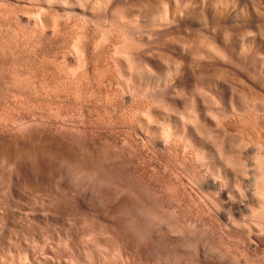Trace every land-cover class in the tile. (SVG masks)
Masks as SVG:
<instances>
[{
  "label": "rangeland",
  "instance_id": "obj_1",
  "mask_svg": "<svg viewBox=\"0 0 264 264\" xmlns=\"http://www.w3.org/2000/svg\"><path fill=\"white\" fill-rule=\"evenodd\" d=\"M139 1L138 0H111L110 2L109 0H98V1L97 0H84V1L82 0H52V5H50L51 10L48 13L50 16L48 17H50L49 20L51 22L53 21L55 23L56 21L57 23H60V29L58 28L59 29L58 33L52 34V32L54 31L53 29L54 27H50L53 30L52 29L49 30V35L46 37L44 36L41 39L37 36V34H35L36 36L33 34L34 33L33 30L31 31L32 28L28 26L25 27L26 24L22 23V17H23V14L25 15L27 11L35 15L38 9L40 8V4L46 3L45 0H39V1L32 0L31 2L30 1L27 2L25 0H0V22H1L0 23L1 24L0 25V43L3 44L1 42L2 40L4 42V45H3L4 47L1 46L0 44V131L16 129L17 127H21L25 125L28 126L33 123H35V125L33 124L31 126L33 127L35 126L36 127L35 129L37 130L38 133L40 131L41 132L44 131L45 130L44 128H46V131H47V132L45 131L46 134L45 133L43 134L44 137L43 136L40 137V143L37 140L39 138L36 139V141L39 143L37 145L35 144L36 142L35 140L33 141L31 140L30 142L28 141L30 144H28V142L26 141L25 142L18 141L20 145H17V148H19L17 149L16 147L14 148V146H16V143H15L13 148L15 149L14 151H17V153L15 155V152L12 150L10 154L11 155L13 154L16 157L15 158L12 155L13 159H15L17 163L14 162L12 158H10L11 156L9 157L5 155L6 153L4 154L0 151L1 154H4V156L9 157V158L5 157L7 159V161H5L6 159L0 154V198H3V199H0L2 200V203L0 201V204L4 205L2 207L0 205L1 207L0 208L1 210L0 211V264H51V263H54V264H101V262H103L102 264H117V263L123 264L124 259H125L124 264H126L127 254H125L126 253L125 250L127 249H124V251H122L124 252L122 255L120 252L121 250H123L121 248H127V244H125L126 238L130 239L129 235L132 236V234L135 233V231L139 229L137 228L138 219L140 218V221H143L141 217L136 218L138 214L143 216V219L146 224L145 226L146 229L144 227L143 232H142V235H143L142 238L143 240L145 239L143 243L149 245V243L153 241L152 243H154L156 246L154 245L155 247L152 249L151 255L147 257L148 260L147 258H144L146 260L142 259L141 263H140V260H137L138 262L136 264L138 263L139 264H198V262H196L197 259L194 254L195 251H194V246H193L194 245L193 243L197 241L198 242L200 241L202 243H205L206 241V244L207 242L208 243L210 242L209 246L210 247L212 246L214 250L215 249L221 250L220 252H223V254H225L226 256L229 254L227 256L228 259L230 260V262L228 260L229 262L228 264L232 262H234V264H238V263L239 264H264V245L259 243V237L257 238V235L258 236H261V235H260V232L257 231L254 225L256 223L257 218L251 216L252 215L251 211L242 209L243 211H239L237 213L232 211L231 213L229 206L221 204L218 201L213 200L216 196V195L213 196L214 192L210 191L211 194L208 192H204V191L202 192L204 196H205V193H207L208 196L210 197L212 196L211 198L209 197L210 200L207 201L208 197L205 196L207 197V199L206 198L204 199V196L201 194V190L198 189L199 187L197 188V191H196V188H193V190L196 193L192 190L193 186H191V184L188 183L187 180L190 179V177L194 173L193 172L194 166L192 164L193 161H191L192 160L191 158L188 159V157L186 158L183 157L182 153L178 149L179 146L181 145V139H180L181 136L180 138L177 137V140L175 137V142L176 141L177 142L175 143V145H172L171 146L172 148L166 152L165 151L155 152L154 148L152 150L153 145L151 144L150 146V144H148L146 145V147L147 146L148 147L145 149V151L147 150L148 152L146 151L145 154H141V155L139 154V153H142L141 151L142 148L140 149L139 145H141V147L143 146L140 142H139L140 144H138V141L137 142L134 141L133 135H132L134 131L131 127H129L131 126L129 124L131 123V119L135 118L137 115L132 114L133 112L129 109L130 103L123 102L122 101L123 97L121 95L122 93H120L121 92L120 88L121 90H123L122 88L124 87L123 79L126 76L125 74L128 73L127 71H129V68H128L129 62H127L128 61L127 59L124 60L123 55H122L123 57H121L120 54H118L119 55L118 57L117 53L115 52H116L117 47L119 45L120 46L124 45V41L127 42L128 39L130 40V41L128 40L129 42L134 41L133 43L136 42L135 44L139 43L141 44L140 49L142 48V50L145 51V53L147 54L149 53L150 55L149 54L148 55L151 56V58L155 62L158 63V66H157L158 72L164 73V71L166 70V66H168L169 63H172V61L175 59L174 57H171L173 55L171 54V52L166 51L168 50L166 49L167 46L165 45L166 41H168L169 39H171V41L175 39L179 40L178 38L179 36L176 35L178 36L177 37L178 39H177L175 35H174L175 36L174 38L173 35L165 36V34L161 33V36L163 37L165 36V38H160L159 36H156L157 38H155V36L149 37L148 36L149 31L146 28H144L146 30H143L140 27L139 28L134 27V29H132V27H127L126 26L128 24V22L126 21L128 19L127 16H129V18L131 19L133 18V19L142 21V20H145L147 17L152 18L154 14H156V12H159L161 9H162L161 11H163V9L168 8V10L172 11L173 7H176L177 4L182 3L183 0H177V1L175 0H162V1L161 0H151L152 6H151V3H149L150 0H143V1L139 0ZM146 1H148V4L150 6L145 4L147 3ZM66 2L69 3V5H65ZM143 6L147 7L148 9L146 10ZM65 11H69L68 13L69 14L72 13V14L67 16L68 13L67 12L65 13ZM126 11L127 13H125ZM261 13H264V10ZM124 15H125L126 20L123 18L120 19V17L122 16L124 17ZM261 17L262 16H260V21H261L260 24L262 25L260 26H262V28L261 27L259 28L263 29L264 20L262 21L263 18ZM124 21H126L127 23L126 25ZM124 27H126V29ZM104 28H107V30H105ZM177 29L180 30L179 28ZM191 29L192 30H189L188 32H190V34L192 35H195L196 33V35L198 36L200 31H198L195 28H191ZM247 29L244 30V28H242L237 33H233L228 30L226 31L227 35L226 33L225 35L228 36L229 37L228 39H230L231 41H237L238 43H240L243 40L242 35L244 34V38H246L245 36L248 35L247 32L249 31H247ZM261 29H260V33L261 32L263 33V30L261 31ZM191 31H194V32L191 33ZM164 33H168V32H164ZM260 33H259V37L261 38V36L264 34L260 35ZM234 34L237 36L235 37ZM136 35L138 37H135ZM144 35H147V36L145 37ZM199 35L200 37L202 36L201 33ZM14 36L15 37L17 36V37L15 38ZM79 36L82 37V40L84 39V41L94 43V44L97 43V45L99 41V47L97 49V52L95 51L96 53L95 59H93V63H92L93 65L91 67L93 70L92 71L90 70L89 73L87 72L86 75H84L85 77L84 76H83L84 78L82 77L80 84L77 85V84L69 82V80L67 79V76L69 73L70 74L76 73L75 69L78 73L79 72L81 73V71H78L79 70L78 66H77L78 70L76 68L77 63H76V59H74L75 54H72L73 49H74L72 47H74V44L76 43L74 41L75 40L77 41ZM124 38H127V39L125 40ZM262 38L264 39V37ZM11 41H16V42L18 41L15 44V50L14 51L12 50L13 53L10 50L8 51V46H7L8 44L6 45V43H9ZM114 46L116 48H113ZM120 46L118 47V49L120 48L121 50L122 46L121 47ZM2 47L4 49L6 47L5 50L7 51H5ZM260 49L258 51L259 53H257L258 55L256 56L257 58H256L255 65H256L257 71L259 72L257 80L260 83V85L263 86L264 68H262V66H264V64L261 65L260 61L264 59L263 58L264 49L263 47H261ZM111 52L114 54L112 55ZM169 54H171L170 57H167ZM261 54H263L262 58L260 57ZM114 55H117L116 58L117 57L119 58L117 60L120 65L119 64L117 65V63L116 64L114 63V59H113ZM114 66L118 68L116 69ZM72 69H73V72L71 71ZM120 71L125 76H122ZM163 73L160 74V76H162ZM188 75H186L187 76L186 81H187V84L189 83V85H187L186 89L184 90V92L186 91L185 92L186 96L187 95L189 96V94H197V96H199L201 99L204 98L202 100L204 101L206 100L205 102H209L207 103V105L210 108V105L211 106L213 105L211 103L212 102L210 98L211 95H209L211 94L210 89L207 88V91H206V87L203 85L202 82L199 81L201 79H199V74L197 72H195V74H191L189 77ZM203 78H205V76ZM200 84L201 86L203 85L202 88L199 87ZM14 86L17 91L21 89L22 93L17 92ZM197 88L199 89V91ZM239 88L240 87H238V89ZM162 89L163 88L161 87V90ZM23 90L25 92H23ZM44 90L47 92H45ZM53 93L54 95L51 96V94ZM144 93L145 94L142 95V100H144L146 106L148 105V103L150 105L151 103L156 101L154 99L155 98L154 95L156 92H153V91L146 92L145 91ZM187 102L186 101L185 103L183 101L180 102L181 104L179 103L178 107L170 104L171 105L170 107L168 103L163 104L162 101L160 102L156 101L154 106H158L159 109L162 107L160 109L161 110L160 115H159L160 117L159 118L157 117V119H155L156 123L159 124L160 126L161 125L165 126L166 124H170L171 129L172 130L174 129L172 132H175L176 134V130L178 131V129L175 127L176 126L175 116L177 115V112L174 109L179 108L181 106L179 108L181 113L183 111V114L184 113L186 115L190 114L191 105ZM149 105L147 107H149ZM146 106H145V109H147ZM211 108L214 110L213 107ZM145 109H143L142 111V115H143V116L141 115L142 117H145L147 115V110L145 111ZM128 110L131 113H129ZM222 114L224 113L222 112L220 115ZM165 115L167 117H165ZM225 115L226 114H224V116ZM123 116L125 118H123ZM37 120L40 121V124L41 122H43L42 124L43 126L45 125V123L47 125H45V127L41 125L43 127V129H41L42 128L41 126L36 125L39 123V121ZM46 120H48L50 124ZM109 120L111 121L112 124L110 123ZM226 120H225L226 122H230V120L228 119ZM257 120L256 121L259 123L260 119H257ZM252 121L248 123L247 122L245 123L243 121V123L241 124L240 123L234 124L233 122V124H231V134L233 135H231L232 137H230L231 138L230 140L232 142V148L235 151H237L238 149L240 150V148L243 147L242 142H241L242 135L246 137L248 135L247 132H250L249 137L251 135L254 136V138L250 137V139L248 136L246 137L249 141H251V144L246 145V147L250 145V147L245 149L246 152H244L245 147L241 149V151L243 150V153H249L252 156L249 158L255 157L254 155L256 152V148H255V144L253 143V141L254 142L257 141L258 140L257 137L259 136L258 132L260 134L259 124L257 125V122L255 120L253 121V123ZM106 122L108 123V125ZM85 125L87 126V128ZM54 126L55 127L57 126L58 128L57 127L54 128ZM63 126H64V130L61 129ZM104 127L105 128L107 127L106 128L107 130ZM37 128H39L40 131H38L39 129ZM50 128H52L51 131L49 130ZM253 128L255 129V131ZM56 129L58 131L62 130V132L63 131L65 132V129L66 130L68 129L67 130L68 133L66 132L67 135H65L68 137H65L63 139H60V138L52 139L50 137L51 134H47V133L49 132L52 133V130H54L55 132ZM78 129H81V130H78ZM96 130H98L99 132ZM128 130L129 131L131 130L132 133L130 131V134H129ZM127 131H128V134L130 135V138H128V135L126 134ZM253 132L255 135L253 134ZM95 133L96 134L98 133L99 135H96ZM86 134L90 136H88L87 138ZM262 135H263L262 137L260 135L258 138L261 137V139H263L264 132L262 133ZM45 136L46 137L49 136L48 140L47 138H45ZM41 138H42V141H41ZM45 139H46V142H45ZM212 139L214 140L213 137ZM51 141H54L55 144L54 142H51ZM32 142H34L33 143L34 145L32 144ZM57 142H59V145ZM251 145L254 147H251ZM139 149L141 152L139 151ZM17 154L20 155L18 159H17ZM9 159H11V161ZM233 161L235 162V160H232V162ZM232 164L230 163V165ZM235 164H233L234 166H231V169H233V167L234 168L236 167L235 169L239 171L237 170L235 171L234 169L233 176L237 175V177H239L242 174L243 169H241L242 168L241 165H240L241 167L237 165V161ZM86 168H88L89 170ZM136 168L138 169V172H137L138 174L133 172V169L135 170ZM79 170L80 172L82 171V173H80ZM198 171H200L201 173V172H204V169H198ZM139 174H141L142 176ZM81 176L82 178H80ZM78 179L80 182L78 181ZM89 180L90 181L92 180V182H90ZM15 181H18V182L15 183ZM182 181H184L185 183L184 185H182ZM184 186L187 189L190 186L187 193H186L187 189ZM86 187L89 189L86 190ZM183 187L186 189V191L182 190L184 189ZM247 187L246 188L245 186L242 187L241 191L242 192L246 191L247 194L248 192L252 194L247 195L246 198L249 201L244 200L243 204L245 203V205H248V206L251 204L249 208H252L251 207L252 202L256 199L258 200L260 196L257 194L253 195L254 193L251 192L252 190H250L251 187L249 186ZM238 188L240 187H238V185L235 183V179L231 178L230 183H228V190L231 192V197L232 195L233 196L235 195L232 198L234 200H237L236 202H240L239 195L241 194V192H240V189ZM180 189L182 191L181 193H180ZM82 191L83 192L88 191L87 193L88 195L84 194ZM80 193L83 194V196H85L86 198L84 197L85 199H82L83 196ZM120 193H123L124 196ZM182 194L186 195L188 198H186L185 196L183 197ZM197 194L198 195L200 194L199 196H202V197L198 198ZM179 195L182 199L179 197ZM192 195L194 196V199H192L193 197ZM131 196L132 197L134 196V197L132 198ZM195 197H197L196 198L197 201ZM211 200L215 202L213 203V201ZM202 201L206 204H204ZM218 203H219V206H218ZM213 204L217 205L216 207H218V209L213 208ZM6 205L8 206L7 208L5 207ZM206 205L209 208L212 207V209L210 208L211 209L210 210L209 208H207ZM137 206L139 207L137 208ZM141 206L143 207L141 208ZM148 206H150L151 208ZM3 207L6 208V209L4 208L6 210L5 214L3 211L4 210ZM134 207L136 208L135 210H134ZM219 207L220 208L222 207V208L220 209ZM130 208L132 211L130 210ZM158 208L160 209V211ZM128 209L130 210V214H129ZM137 209H142V211L144 209L145 211L143 212L144 214H146V216H144V214L141 212H137L138 211ZM152 210H154L152 212L153 214L150 212ZM216 210L217 211L220 210L221 214H220V211L217 212ZM2 211L4 214L3 217H1ZM170 211H173L172 212L173 216L170 214ZM228 211L231 214H228ZM134 212L136 215L134 214ZM162 212H165V213H162ZM147 213L149 214L151 213L150 216H148L149 214ZM164 214H166L165 215L166 217H164ZM229 215H230V218H229ZM133 217L136 220L133 219ZM156 217L160 220H158ZM233 218L235 219L233 220ZM175 220H176V223H174ZM235 220H236V225L238 223L240 224L250 223V225L248 224L250 227L252 226L251 225L252 223L253 226L252 228L251 227L249 228L247 225H243V224L239 225V226H242L243 229L245 230L244 231L242 229L240 231L241 228L238 227L239 229L238 228L236 229L232 226L233 221ZM156 222H157V225H156ZM166 222H167V226L165 224ZM130 225L133 228L129 227ZM228 225L230 226L229 229L227 228L229 227ZM158 226L160 227V229H158L159 228ZM244 226H247L248 227L247 229L248 230L250 229V230L248 231L247 229H245L246 227ZM87 228L88 229L90 228V230L93 229L91 230L92 232L90 231L93 235L90 234V232L87 235H84V234H83L84 236L82 235L83 230ZM147 228L149 230H147ZM153 229L155 230L153 231ZM156 230H160V232L158 233L159 236L156 238L158 239L157 242L159 241L158 243H156L155 241L156 239L155 237H153V234L154 232H156ZM254 230L256 232L253 233ZM149 231H152V232H149ZM127 232H131V233H127ZM144 232L146 236H144ZM146 232L148 234H146ZM187 232L188 234H185ZM149 233H151L152 235ZM181 234L182 236H180ZM249 234H251L252 236H250ZM175 237L176 238L183 237V238L178 240V242L174 243L172 239ZM249 237L255 238V239L253 238L254 244L253 243L248 244L249 242L251 243L252 241L250 240ZM87 243H91L96 246L97 248L95 249L96 253L93 252V255H90L89 251L87 250H86L87 252L85 251L84 248L87 245ZM85 253H87V255H85ZM121 257L123 260L120 259ZM161 257H163V259ZM71 259H73L74 261H72ZM99 259L101 261H99ZM173 259L175 261H173Z\"/></svg>",
  "mask_w": 264,
  "mask_h": 264
},
{
  "label": "bare ground",
  "instance_id": "obj_2",
  "mask_svg": "<svg viewBox=\"0 0 264 264\" xmlns=\"http://www.w3.org/2000/svg\"><path fill=\"white\" fill-rule=\"evenodd\" d=\"M27 2H31L32 0H25ZM39 1V0H38ZM46 3L44 4H40V8L38 9V11L36 12L35 15L31 14V12L27 11L26 14H23L22 17V23H25L26 26L25 27H30L32 28L31 31L33 30V34H37V36L39 38H43L44 36H48L49 35V30H51L52 28L50 27H54V31L52 32V34H56L59 32L60 29V23H57L55 21V23L49 20L50 16L48 13L51 10L50 5H52V0H45ZM84 1V0H82ZM98 1V0H97ZM111 2V0H109ZM139 1V0H138ZM143 1V0H142ZM162 1V0H161ZM177 1V0H175ZM20 2V1H19ZM68 2V1H67ZM65 5H69V3H67ZM106 2V1H105ZM104 2V4H105ZM109 2V3H110ZM140 2V1H139ZM138 2V3H139ZM147 5L148 1H146ZM80 3V2H78ZM149 3H151V0L149 1ZM161 3V2H160ZM179 3V2H177ZM7 4V3H6ZM14 4V3H13ZM36 4V3H35ZM112 4V3H111ZM140 4V3H139ZM144 4V3H143ZM145 5V6H147ZM165 5V4H164ZM179 5V6H177ZM176 7H173L172 11L167 9H163V11H159L156 12V14H154V16L152 18H147L145 20H137V19H131L128 17V19L126 20L125 15L124 17H120L125 19L128 24L125 22V25L127 27H132V29H134V27L136 28H142L143 30L148 29V33H149V37H154L157 38L156 36H159L160 38H165V36L168 35H173V37L176 38L178 37L179 40H173L171 41V39H167L168 41H166V50L167 52H171V54H173L171 57H174L172 59H174L172 61V63H169L168 66H166V70L164 71L163 75L160 76L158 70H157V66L158 63L155 62L151 56H149L147 53H145V51L142 50V48L140 49L141 44H135L132 42H129L127 40L124 41V45H121L122 48L120 50V48L116 49L117 55L120 54L121 57L124 58V60H128V68L129 71H127L128 73H126L125 75L122 74V70L120 71V73L122 74V76H125V78L123 79V85L124 87L122 88L123 90H121L120 88V93H122V97H123V102L125 103H130L129 105V109L133 112L132 114H136L137 116L135 118L131 119V123H129L131 126L134 133L133 135V139L134 141H138V144H142L143 147L140 146V149L142 151V153H138L141 154H145L146 151L145 149L148 147H146V145L151 144L153 145V148L155 149V152H166L169 149H171L172 145H175V137L177 140V137L180 138L181 136V145L179 146V150L182 153L183 157H188V159H192L191 161H193V168H194V173L192 174V176L190 177V179L187 180L188 183L191 184L192 190L193 188H197L201 190V194L203 195V191L204 192H214L213 196H215V198L213 200L218 201L221 204L227 205L230 207L231 213L232 211L237 213L239 211H243L244 210H249L251 211L253 217L257 218L256 219V223L254 224L257 231L260 232L261 236L257 235V238L259 237V243L264 245V137L263 139H261V137L263 136L262 133L264 132V84L263 86L260 85V83L257 80L258 77V71L256 69V56L258 55L257 53H259V49L261 47H263L264 49V39L262 37H264V27L263 29L262 24H260V16H262L261 18L262 21L264 20V13H261L264 10V0H183L182 3L177 4ZM31 6V5H30ZM84 6V5H83ZM101 6V5H100ZM99 6V7H100ZM107 6V5H106ZM135 6V5H134ZM139 6V5H138ZM150 6V5H149ZM152 6V3H151ZM64 7V6H63ZM82 7V6H81ZM94 7V6H93ZM126 7V6H125ZM144 7V6H143ZM155 7V6H154ZM86 8V7H85ZM108 8V7H107ZM146 10L148 9L147 7H144ZM152 8V7H151ZM165 8V7H164ZM10 9V8H9ZM139 9V8H138ZM150 9V8H149ZM63 10V9H62ZM68 10V9H67ZM85 10V9H84ZM96 10V8H95ZM100 10V9H99ZM145 10V11H146ZM158 10V9H157ZM16 11V10H15ZM64 11V10H63ZM170 11V12H169ZM58 12V11H57ZM68 13L69 11H65V13ZM72 12V11H70ZM75 12V11H74ZM99 12V11H98ZM143 12V11H142ZM147 12V11H146ZM18 13V12H17ZM33 13V12H32ZM127 13V11L125 12ZM136 13V12H135ZM51 14V13H50ZM72 14V13H70ZM69 13L67 14V16L70 15ZM131 14V13H130ZM140 14V13H139ZM261 14V15H260ZM263 14V15H262ZM8 15V14H7ZM13 15V14H12ZM15 16V14H14ZM135 16V15H133ZM152 16V15H151ZM4 17V16H3ZM131 17V15H130ZM57 18V17H56ZM65 18V17H64ZM135 18V17H134ZM3 19V18H2ZM55 19V18H54ZM131 19V20H130ZM53 20V19H52ZM61 20V19H59ZM119 20V19H118ZM129 20V21H128ZM79 21V20H78ZM122 21V20H121ZM3 22V21H2ZM15 22V21H14ZM84 22V20H83ZM1 23V22H0ZM24 24V25H25ZM1 25V24H0ZM66 25V24H65ZM79 25V24H78ZM87 25V23H86ZM123 25V24H122ZM11 26V25H10ZM124 26V25H123ZM86 27V26H85ZM114 27V26H113ZM261 27V28H259ZM59 28V29H58ZM77 28V27H76ZM122 28V27H121ZM126 29V27H124ZM146 28V29H144ZM161 28V29H160ZM177 28H179L180 30H178ZM191 28H195L198 31H200V33L202 34V36L200 37V33L198 34V36L196 35H192L190 34V32H188L189 30H192ZM242 28L247 29V34L244 38V34L242 35L243 40L238 43L237 41H231L230 39H228L229 37L226 36L227 32L226 31H231L233 33H237L239 32V30H241ZM11 29V28H10ZM52 29V30H53ZM58 29V31H57ZM62 29V28H61ZM105 30H107V28H104ZM260 29L261 31L263 30V33H260ZM22 30V29H21ZM84 30V28H83ZM82 30V31H83ZM121 30V29H120ZM164 30V31H162ZM196 30V31H197ZM30 31V32H31ZM63 31V30H62ZM80 31V30H79ZM195 31V32H196ZM15 32V31H14ZM61 32V31H60ZM110 32V31H109ZM139 32V31H138ZM164 32H168V33H164ZM194 31H191V33H193ZM241 32V31H240ZM19 33V32H18ZM62 33V32H61ZM95 33V32H94ZM162 34H165V36H161ZM226 33V35H225ZM259 33L261 36V38L259 37ZM231 34V33H229ZM228 34V35H229ZM69 35V34H68ZM109 35V33H108ZM107 35V36H108ZM175 35V36H174ZM235 35V34H234ZM36 36V35H35ZM58 36V35H57ZM127 36V35H126ZM129 36V35H128ZM145 37L147 35H144ZM237 35H235L236 37ZM15 37V36H14ZM17 37V36H16ZM15 37V38H16ZM30 37V36H29ZM102 37V36H101ZM125 37V36H124ZM135 37H138L137 35ZM234 37V36H233ZM241 37V36H240ZM19 38V37H18ZM25 38V37H24ZM63 38V37H62ZM86 38V37H85ZM106 38V37H105ZM148 38V37H147ZM154 38V39H155ZM168 38V37H167ZM173 38V39H174ZM177 38V39H178ZM238 38V37H237ZM240 38V39H242ZM12 39V38H10ZM20 39V38H19ZM27 39V38H26ZM51 39V38H50ZM55 39V38H54ZM76 39V38H75ZM87 39V38H86ZM95 39V38H94ZM104 39V38H103ZM125 40L127 38H124ZM150 39V38H149ZM153 39V38H152ZM15 40V39H14ZM21 40V39H20ZM28 40V39H27ZM45 40V39H44ZM74 40V39H73ZM100 40V39H99ZM165 40V39H164ZM163 40V42H164ZM238 40V39H237ZM48 41V40H47ZM104 41V40H103ZM3 44H1V46L4 45L3 40L1 41ZM18 42V41H17ZM16 41H11L9 43H6V45L8 46V51H14L15 50V44L17 43ZM76 42L74 44V48L73 49V53L75 54V58L76 59V68L78 71H81V73L77 72L75 69L76 73H72L73 69L71 70L72 74H68L67 79L69 80V82L74 83V84H80L81 79L84 75H86V73L91 70H93L92 67V63H93V59H95V51L97 52V49L99 47V41H98V45L97 43H90L87 41H84V39L82 40V37H78V40L74 41ZM138 42V41H137ZM148 42V41H147ZM24 43V42H22ZM101 43V42H100ZM107 44V43H106ZM146 44V43H145ZM5 45V46H6ZM18 45V44H17ZM16 45V46H17ZM30 45V44H29ZM118 45V44H117ZM143 45V44H142ZM164 45V46H165ZM6 46V47H7ZM120 46V47H121ZM155 46V45H154ZM4 47V46H3ZM2 47V48H3ZM5 47V49H6ZM63 47V46H62ZM70 47V48H71ZM151 47V46H150ZM163 47V46H162ZM17 48V47H16ZM113 48H116L115 46ZM112 48V49H113ZM148 48V47H147ZM4 49V48H3ZM4 49V50H5ZM39 49V48H38ZM18 50V49H17ZM72 50V49H71ZM115 50V49H114ZM261 50V49H260ZM3 51V50H2ZM7 51V50H5ZM12 51V53H13ZM142 51V52H141ZM66 52V51H65ZM69 52V51H68ZM262 52V51H261ZM16 53V52H15ZM47 53V52H46ZM70 53V54H71ZM112 53V52H111ZM110 53V55H111ZM26 54V53H25ZM64 54V53H63ZM68 54V53H67ZM69 54V55H70ZM114 53H112L113 55ZM160 54V53H159ZM169 54L167 57H170ZM2 55V54H1ZM18 55V54H17ZM117 55H114V63L117 65L118 60L119 59V55L116 58ZM123 55V56H122ZM64 56V55H63ZM73 56V55H72ZM263 54L260 55V57L262 58ZM68 57V56H67ZM71 57V56H70ZM112 57V56H111ZM110 57V58H111ZM155 57V56H154ZM157 57V56H156ZM63 58V57H62ZM164 58V57H163ZM259 58V57H258ZM260 58V59H261ZM264 58V57H263ZM44 60V59H43ZM159 60V59H158ZM170 60V59H169ZM40 61V60H39ZM65 61V60H64ZM75 61V60H74ZM121 61V60H120ZM165 61V60H164ZM258 61V60H257ZM15 62V61H14ZM67 62V61H66ZM261 65L264 64V59L262 61H260ZM49 63V62H48ZM51 63V62H50ZM121 63V62H120ZM46 64V63H45ZM59 64V63H58ZM67 64V63H66ZM96 64V63H95ZM258 64V63H257ZM107 65V64H106ZM114 65V64H113ZM116 65V66H117ZM120 65V64H119ZM145 65V66H144ZM57 66V65H56ZM71 66V65H70ZM69 66V67H70ZM74 66V65H73ZM116 66H114L116 68ZM259 66V65H258ZM18 67V66H17ZM21 67V66H20ZM47 67V66H46ZM49 67V66H48ZM94 67V66H93ZM102 67V66H101ZM120 67V66H119ZM122 67V66H121ZM72 68V67H71ZM69 68V69H71ZM81 68V70H80ZM113 68V67H112ZM118 68V67H117ZM116 68V69H117ZM159 68V67H158ZM262 68H264V66H262ZM10 69V68H9ZM62 69V68H61ZM65 69V68H64ZM107 69V68H106ZM160 69V68H159ZM95 70V69H94ZM109 70V69H108ZM120 70V69H119ZM259 70V69H258ZM10 71V70H9ZM27 71V70H26ZM61 71V70H60ZM67 71V70H66ZM65 71V72H66ZM105 71V70H104ZM107 71V70H106ZM126 71V70H125ZM264 71V70H263ZM59 72V71H58ZM94 72V71H93ZM195 72H197L199 74V80L200 82L203 83V85L206 87V91L207 88L210 89L211 94V100H212V106L210 105V108L208 107L207 103L209 102H205L204 98H200L199 96H197V94H189V96H186V91L184 92V90L186 89V86L189 85V83L187 84L186 78L188 74H195ZM262 72V71H261ZM56 73V72H55ZM63 73V72H62ZM91 73V72H90ZM99 73V72H98ZM106 73V72H105ZM33 74V73H32ZM60 74V73H59ZM113 74V73H112ZM190 74V75H191ZM28 75V74H27ZM42 75V74H41ZM57 75V74H56ZM64 75V74H63ZM66 75V74H65ZM94 75V74H93ZM115 75V74H114ZM188 75V77L190 76ZM205 78H203L204 76ZM23 76V75H21ZM38 76V75H37ZM46 76V75H45ZM88 76V75H87ZM86 76V77H87ZM90 76V75H89ZM109 76V75H108ZM113 76V75H112ZM196 76V75H195ZM207 76V77H206ZM263 76V74H262ZM261 76V77H262ZM15 77V76H14ZM58 77V76H57ZM63 77V76H62ZM85 77V76H84ZM83 77V78H84ZM94 77V76H93ZM260 77V78H261ZM20 78V77H19ZM102 78V77H101ZM122 78V77H121ZM120 78V79H121ZM198 78V77H197ZM264 78V77H263ZM16 79V78H15ZM27 79V78H26ZM64 79V78H63ZM189 79V78H188ZM187 79V80H188ZM33 80V79H32ZM90 80V79H89ZM122 80V79H121ZM122 80V81H123ZM18 81V80H17ZM43 81V80H42ZM65 81V80H64ZM88 81V80H87ZM22 82V80H21ZM24 82V81H23ZM39 82V81H38ZM120 82V81H119ZM264 82V81H263ZM20 83V82H19ZM32 83V82H31ZM35 83V82H34ZM59 83V82H58ZM91 83V82H90ZM125 83V84H124ZM14 84V83H13ZM18 84V83H17ZM21 84V83H20ZM29 84V83H27ZM50 84V83H49ZM42 85V84H41ZM94 85V84H93ZM120 85V84H119ZM198 85V84H197ZM202 85V86H203ZM16 86V84H15ZM14 86V88H15ZM27 86V85H26ZM37 86V84H36ZM50 86V85H49ZM58 86V85H57ZM70 86V85H69ZM80 86V85H79ZM201 84L199 87H201ZM240 87L238 89V87ZM22 87V86H21ZM115 87V86H114ZM161 87L163 88L161 90ZM197 87V86H196ZM29 88V87H28ZM54 88V87H53ZM64 88V87H63ZM86 88V87H85ZM99 88V86H98ZM204 88V87H203ZM23 89V88H22ZM59 89V88H58ZM77 89V87H76ZM88 89V88H87ZM198 89V88H197ZM16 90V88H15ZM38 90V89H37ZM153 91L156 92L154 95V99L157 102L162 101L163 104L168 103L169 105H173L178 107L180 102H184L185 101L187 103H189L191 105V112L190 114L185 115L180 112L179 108H176L174 110H176L177 115L175 116L176 118V128L178 129V131L176 130V134L175 132H172L173 130L171 129V125L170 124H166L165 126L163 125H159L156 123L157 117L159 118L160 116V109L158 106H154L155 102L151 103L149 105V107H147L145 105L144 100H142V95L145 94V91ZM201 90V89H200ZM17 91V90H16ZM29 91V90H28ZM33 91V89H32ZM35 91V90H34ZM43 91V90H42ZM45 91V90H44ZM56 91V90H55ZM117 91V90H116ZM144 91V92H142ZM161 91V92H160ZM199 91V89H198ZM17 92H21V89ZM23 92H25L23 90ZM47 92V91H45ZM60 92V91H59ZM79 92V91H78ZM84 92V91H83ZM98 92V91H97ZM181 92V93H180ZM201 92V91H200ZM205 92V91H204ZM36 93V92H35ZM52 93V92H51ZM55 93V92H54ZM51 94L52 95H54ZM17 94V93H16ZM20 94V93H18ZM24 94V93H23ZM46 94V93H45ZM56 94V93H55ZM107 94V93H106ZM185 94V95H183ZM26 95V94H25ZM47 95V94H46ZM49 95V94H48ZM58 95V94H57ZM91 95V94H90ZM119 95V94H118ZM203 95V93H202ZM24 96V95H23ZM29 96V95H28ZM50 96V95H49ZM63 96V94H62ZM18 97V96H17ZM33 97V96H32ZM44 97V96H43ZM47 97V96H46ZM60 97V96H59ZM75 97V96H74ZM147 97V96H146ZM186 99H184V98ZM39 99V98H38ZM50 99V98H49ZM54 99V98H53ZM121 99V98H120ZM145 99V98H144ZM40 100V99H39ZM111 100V99H110ZM151 100V99H150ZM149 100V101H150ZM185 100V101H184ZM27 102V101H26ZM77 102V101H76ZM120 102V101H119ZM151 102V101H150ZM205 102V103H204ZM41 103V102H40ZM121 103V102H120ZM83 104V103H82ZM181 104V103H180ZM206 104V105H205ZM170 105V107H171ZM183 105V103H182ZM107 106V105H106ZM145 106L147 107V109H145ZM165 106V105H164ZM206 106V107H205ZM85 107V106H84ZM158 107V108H157ZM208 107V108H207ZM213 107L214 110L211 108ZM92 108V107H91ZM143 109H145V111L147 110V115L145 117H142V111ZM164 109V108H163ZM162 109V110H163ZM169 109V108H168ZM216 109V110H215ZM107 110V109H106ZM105 110V111H106ZM118 110V109H117ZM166 110V109H165ZM164 110V111H165ZM173 110V109H172ZM189 110V109H188ZM108 111V110H107ZM129 112V110H128ZM163 112V111H162ZM171 112V111H170ZM226 114L224 116V114L220 115L221 113ZM131 113V112H129ZM82 114V113H81ZM144 114V112H143ZM146 114V113H145ZM174 114V112H173ZM172 114V115H173ZM131 115V114H129ZM142 115V116H141ZM85 116V115H84ZM169 116V115H168ZM121 117V116H120ZM128 117V116H127ZM131 117V116H130ZM164 117V116H162ZM165 117H167L165 115ZM123 118H125L123 116ZM145 118V119H144ZM174 118V117H173ZM84 119V118H83ZM168 119V118H167ZM230 120V122H226L227 120ZM257 119H260V122L258 123ZM81 120V119H80ZM130 120V119H129ZM161 120V119H159ZM170 120V119H169ZM226 120V121H225ZM256 121L257 125L259 124V131L260 134L258 132V135L261 137L255 140L257 141H253V143L255 144V148H256V152H255V157L253 158H249L252 157L249 153H243V150L241 151V149L244 150L247 149L249 146L246 147V145L251 144V141H249L246 137H249V133L247 132V136L245 137L244 135H242V145L243 147L240 148V150L238 149L237 151H235L232 148V142H231V124H241L243 123V121L246 123L250 122V121ZM39 121V120H37ZM44 121V120H43ZM48 121V120H46ZM51 121V120H50ZM58 121V120H57ZM107 121V120H106ZM110 121V120H109ZM127 121V120H126ZM158 121V120H157ZM164 121V120H163ZM252 121V123H253ZM52 122V121H51ZM159 122V121H158ZM22 123V122H21ZM37 123V122H36ZM49 123V121H48ZM89 123V122H88ZM105 123V121H104ZM107 123V122H106ZM111 123V121H110ZM109 123V124H110ZM160 123V122H159ZM35 125V123H33ZM31 124V125H33ZM40 121L38 124H36L37 126H41L43 124V122ZM50 124V123H49ZM48 124V125H49ZM53 124V123H52ZM51 124V126H52ZM112 124V123H111ZM110 124V125H111ZM126 124V123H125ZM251 124V123H250ZM31 125H25V126H21V127H17L16 129H9L6 131H0V151L2 153H6L5 155L7 156H11L10 158H12V160L14 162L15 159H13L12 155L10 154L11 151L15 150L14 148H17V145H20L18 143V141L20 142H30L31 140H35L37 138L38 142L40 143V137L43 136V134H46V128H44V131H40L39 129L38 131H40L39 133L37 132V130L35 129L36 127L31 126ZM45 125H47L45 123ZM45 125L43 127H45ZM56 125V124H55ZM65 125V124H64ZM87 125V124H86ZM85 125V126H86ZM106 125V124H105ZM108 125V123H107ZM109 125V126H110ZM244 125V124H243ZM247 125V124H246ZM58 126V125H57ZM56 126V127H57ZM61 126V125H60ZM91 126V124H90ZM102 126V125H101ZM118 126V125H117ZM123 126V125H122ZM127 126V125H126ZM233 126V125H232ZM43 127L41 129H43ZM47 127V126H46ZM50 127V126H49ZM54 126V128H56ZM59 127V126H58ZM57 127V128H58ZM81 127V126H80ZM100 127V126H99ZM254 127V125H253ZM48 128V127H47ZM53 128V129H54ZM67 128V127H66ZM87 128V126H86ZM105 128V127H104ZM107 128V127H106ZM105 128V129H106ZM109 128V127H108ZM247 128V127H246ZM252 128V127H251ZM52 128H50L49 130L51 131ZM64 130V126L61 128ZM60 129V130H61ZM69 129V128H68ZM67 129V130H68ZM129 129V128H128ZM249 129V128H248ZM254 129V128H253ZM252 129V130H253ZM257 129V128H256ZM48 130V131H49ZM65 129V132L62 130L58 131L56 129V131L54 132V130H52V133L49 132L47 134H51L50 137L53 139H63L65 136L67 135L68 131ZM81 130V129H78ZM95 130V129H94ZM104 130V129H103ZM107 130V129H106ZM233 130V129H232ZM243 130V129H242ZM251 130V132H252ZM46 131V132H45ZM75 131V130H74ZM85 131V130H84ZM87 131V130H86ZM98 131V130H96ZM129 131V130H128ZM127 131V135L128 138H130V131L128 134ZM255 131V129H254ZM263 131V132H262ZM67 132V133H66ZM70 132V131H69ZM80 132V131H79ZM88 132V131H87ZM99 132V131H98ZM111 132V131H110ZM178 132V133H177ZM241 132V131H240ZM262 132V133H261ZM77 133V132H76ZM86 133V132H85ZM90 133V132H89ZM132 133V131H131ZM244 133V132H243ZM242 133V134H243ZM71 134V133H70ZM83 134V133H82ZM92 134V133H91ZM96 134V133H95ZM206 134V135H205ZM254 134V132H253ZM78 135V134H77ZM87 135V138L88 134ZM96 135H99L98 133ZM131 135V136H132ZM255 135V134H254ZM257 135V134H256ZM47 136V135H46ZM48 140V137H46ZM84 136V135H83ZM94 136V135H93ZM108 136V135H107ZM125 136V135H124ZM214 138V140L212 139V137ZM241 136V134H240ZM44 137V136H43ZM42 137V138H43ZM85 137V136H84ZM92 137V136H91ZM104 137V136H103ZM251 138H254L253 135L250 136ZM249 137V139H250ZM41 138V141H42ZM70 138V137H69ZM80 138V137H79ZM234 138V137H233ZM91 139V138H90ZM126 139V138H125ZM132 139V138H131ZM129 139V140H131ZM72 140V139H71ZM216 140V141H215ZM252 140V139H251ZM254 140V139H253ZM62 141V140H61ZM214 141V142H213ZM28 142V144H30ZM37 142V141H36ZM35 144H39L38 142ZM46 142V139H45ZM49 142V141H48ZM54 142V141H51ZM63 142V141H62ZM65 142V140H64ZM68 142V141H67ZM108 142V141H107ZM140 142V143H139ZM234 142V141H233ZM16 143V146H14ZM34 142H32L33 144ZM59 145V142H57ZM126 143V142H125ZM252 143V144H253ZM51 144V143H50ZM53 144V143H52ZM55 144V142H54ZM25 145V143H24ZM34 145V144H33ZM35 145V146H36ZM56 145V146H58ZM14 146V148H13ZM23 146V145H22ZM34 146V147H35ZM71 146V145H70ZM131 146V145H130ZM20 147V146H19ZM24 147V146H23ZM177 147V146H176ZM251 147H254L251 145ZM13 148V149H12ZM28 148V147H27ZM56 148V147H55ZM133 148V147H132ZM236 148V147H235ZM19 149V148H17ZM29 149V148H28ZM58 149V148H57ZM134 149V148H133ZM139 149V151H140ZM138 150V148H137ZM23 151V150H22ZM140 151V152H141ZM248 151V150H247ZM0 152V154H1ZM15 155L17 153V151H14ZM13 152V153H14ZM24 152V151H23ZM136 152V153H137ZM148 152V151H147ZM154 152V151H153ZM178 152V151H177ZM246 152V150L244 151ZM9 153V154H8ZM22 153V152H21ZM171 153V152H170ZM4 154H1L4 158L7 156H4ZM105 155V154H104ZM250 155V156H249ZM1 156V157H2ZM14 156V155H13ZM7 157V158H9ZM15 157V156H14ZM18 157H20L19 154H17V159ZM102 157V156H101ZM131 157V156H130ZM16 158V157H15ZM117 158V157H116ZM6 159V158H5ZM11 161V159H9ZM8 160V161H9ZM21 160V159H20ZM231 160V161H230ZM232 160H235V162ZM7 161V159L5 160ZM9 161V162H10ZM106 161V160H105ZM237 161V165H241L243 169L242 174L237 177V175H234L236 177L233 176V172H234V168L231 169V166H234L233 164H235ZM17 163V162H16ZM230 163L232 165H230ZM131 165V164H130ZM236 165V164H235ZM240 166V167H241ZM84 169V168H83ZM88 169V168H86ZM198 169H204V172H201L202 170L198 171ZM6 170V169H5ZM89 170V169H88ZM193 170V169H192ZM233 170V171H232ZM237 169H235L236 171ZM84 171V170H83ZM91 171V169H90ZM89 171V172H90ZM239 171V170H237ZM2 172V171H1ZM5 172V171H4ZM3 172V173H4ZM80 172V170H79ZM133 172L138 174V169L136 168L135 170L133 169ZM16 173V172H15ZM58 173V171H57ZM82 173V171L80 172ZM78 173V174H80ZM84 173V172H83ZM88 173V172H87ZM86 173V174H87ZM92 173V172H91ZM154 173V172H153ZM142 174V173H141ZM139 174V175H141ZM237 174V173H236ZM240 174V172H239ZM11 175V174H10ZM88 175V174H87ZM90 175V174H89ZM92 175V174H91ZM133 175V173H132ZM135 175V174H134ZM16 176V175H15ZM18 176V175H17ZM51 176V175H50ZM62 176V175H61ZM94 176V175H93ZM142 176V175H141ZM12 177V176H11ZM91 177V176H90ZM140 177V176H139ZM17 178V177H16ZM79 178V177H78ZM82 178V176L80 177ZM135 178V177H134ZM188 178V177H187ZM231 178L235 179V183L238 185V189H240L241 194L239 195L240 198V202H236L237 200H234L232 197H234L232 195L231 197V192L228 190V183H230ZM5 179V178H4ZM19 179V178H18ZM86 179V178H85ZM154 179V178H153ZM13 180V179H12ZM61 180V178H60ZM55 181V180H54ZM79 181V179H78ZM77 181V182H78ZM90 181V180H89ZM18 181H15V183ZM43 182V181H42ZM80 182V181H79ZM83 182V180H82ZM92 182V180L90 181ZM95 182V181H94ZM6 183V182H5ZM13 183V182H12ZM97 183V182H96ZM232 183V182H231ZM61 184V183H60ZM72 184V183H71ZM92 184V183H91ZM184 181H182V185H184ZM189 184V185H190ZM3 185V184H2ZM6 185V184H5ZM8 185V184H7ZM52 185V184H51ZM187 185V183H186ZM185 185V186H186ZM230 185V184H229ZM9 186V185H8ZM56 186V185H55ZM88 186V185H87ZM90 186V185H89ZM184 186V187H185ZM245 188L247 186L251 187L250 190H252L251 192H253L257 195H259V199L254 200L252 202V208H249V206L251 205H245V203L243 204L244 200H247V195L252 194L249 193L248 194L245 192H242V187ZM147 187V186H146ZM183 187V188H184ZM188 187V186H187ZM237 187V186H235ZM234 187V188H235ZM130 188V187H129ZM158 188V187H157ZM186 188V187H185ZM182 189L185 190L186 189ZM190 188V186L188 187V189ZM248 188V187H247ZM4 189V188H3ZM89 189L86 187V190ZM188 189L186 191V193L188 192ZM233 189V188H232ZM231 189V191H232ZM249 189V188H248ZM9 190V189H8ZM12 190V189H11ZM76 190V189H75ZM78 190V189H77ZM84 190V189H83ZM145 190V189H144ZM129 191V190H128ZM134 191V189H133ZM194 191V190H193ZM244 191V189H243ZM2 192V191H1ZM8 192V191H7ZM83 192V191H82ZM90 192V191H89ZM93 192V191H92ZM123 192V191H122ZM139 192V191H138ZM181 189H180V193H181ZM195 192V191H194ZM12 193V192H11ZM60 193V192H59ZM84 194H87V192H83ZM126 193V192H125ZM130 193V192H129ZM191 193V192H189ZM196 193V192H195ZM200 193V192H199ZM245 193V194H244ZM74 194V193H73ZM81 194V193H80ZM101 194V193H100ZM123 195V193H120ZM119 194V195H120ZM140 194V193H139ZM156 194V193H155ZM185 194V193H184ZM211 194V193H210ZM83 196V194H81ZM88 195V194H87ZM86 195V196H87ZM127 195V194H126ZM132 195V193H131ZM135 195V194H134ZM183 195V194H182ZM188 195V194H187ZM191 195V194H190ZM189 195V196H190ZM194 195V194H193ZM192 195V196H193ZM200 195V194H199ZM197 194V197H202L199 196ZM93 196V194H92ZM95 196V195H94ZM97 196V195H96ZM103 196V195H102ZM121 196V195H120ZM124 196V195H123ZM136 196V195H135ZM161 196V195H160ZM177 196V195H176ZM188 198L186 195H183V197ZM196 196V195H195ZM204 196V195H203ZM207 196V197H205ZM204 199L206 198L207 201L210 200V196H208L207 193H205ZM85 196L82 197V199ZM132 197V196H131ZM134 197V196H133ZM132 197V198H133ZM145 197V196H144ZM158 197V196H157ZM180 197V195H179ZM191 197V196H190ZM195 197V199L197 198ZM210 197V198H209ZM252 197V196H251ZM101 198V197H100ZM119 198V197H118ZM138 198V197H136ZM181 198V197H180ZM238 198V197H237ZM3 199V198H0ZM89 199V198H88ZM110 199V198H109ZM142 199V198H141ZM182 199V198H181ZM180 199V200H181ZM190 199V198H189ZM192 199H194V196L192 197ZM202 199V198H201ZM21 200V199H20ZM127 200V199H126ZM133 200V199H132ZM140 200V199H139ZM144 200V199H143ZM179 200V201H180ZM184 200V199H183ZM211 200V201H213ZM2 203V200H0ZM7 201V200H6ZM5 201V202H6ZM131 201V200H130ZM137 201V200H136ZM182 201V200H181ZM197 201V199H196ZM204 201V200H203ZM202 201V202H203ZM206 201V200H205ZM213 201V203L215 202ZM249 201V200H247ZM251 201V200H250ZM94 202V201H93ZM140 202V201H139ZM156 202V201H155ZM160 202V201H159ZM199 202V201H198ZM201 202V203H202ZM137 203V202H136ZM146 203V202H145ZM184 203V202H183ZM204 203V202H203ZM218 203V206H219ZM250 203V202H249ZM6 204V203H5ZM8 204V202H7ZM168 204V203H167ZM180 204V203H179ZM206 204V203H204ZM212 204V203H211ZM216 204V203H215ZM213 204V208H217V205ZM1 207L4 206L2 204H0ZM146 205V204H145ZM190 205V204H189ZM180 206V205H179ZM207 206V205H206ZM0 207V208H1ZM6 208L8 207L7 205L5 206ZM3 207V209L5 208ZM133 207V206H132ZM131 207V208H132ZM136 207V206H135ZM134 207V210L136 209ZM139 206H137L138 208ZM143 206H141L142 208ZM145 207V206H144ZM150 207V206H148ZM192 207V206H191ZM5 208V209H6ZM130 208V210H131ZM151 208V207H150ZM154 208V207H153ZM207 208H209L207 206ZM212 209V207H210ZM209 208V209H210ZM220 208V207H219ZM222 208V207H221ZM220 208V209H221ZM4 211V214L6 212V210ZM90 209V208H89ZM133 209V208H132ZM148 209V208H147ZM146 209V210H147ZM159 209V208H158ZM205 209V208H204ZM208 209V210H209ZM210 209V210H211ZM228 209V208H227ZM251 209V210H250ZM129 210V209H128ZM130 210H129V214H130ZM137 212H141L144 214L143 211H145L143 209H137ZM141 210V211H140ZM225 210V209H224ZM1 211V210H0ZM3 211L2 216L3 217ZM132 211V210H131ZM154 210L150 211L151 213ZM160 211V209H159ZM175 211V210H173ZM170 211V214L172 215V212ZM205 211V210H203ZM215 211V210H214ZM217 211V210H216ZM220 211V210H218ZM217 211V212H218ZM227 211V210H226ZM225 211V212H226ZM136 212V211H135ZM134 212V214H135ZM149 212V211H148ZM169 212V211H168ZM167 212V213H168ZM207 212V211H206ZM64 213V212H63ZM150 213V214H151ZM165 213V212H162ZM204 213V212H203ZM214 213V212H213ZM228 211V214H231ZM242 213V212H241ZM9 214V213H8ZM149 214V213H147ZM150 214L148 216H150ZM153 214V213H152ZM221 214V211H220ZM56 215V214H55ZM136 215V214H135ZM139 215V214H138ZM137 217H141V219L143 221H140V218L138 219V226L137 228H139L138 230L135 231V233L130 236V239L126 238V243L127 244V248H121L123 250H121V255L124 253L122 251L125 250L127 254V260H126V264H136L138 261L147 258L151 255L152 249L156 246L154 243H152L153 241H151L149 243V245L144 244V240H143V228L146 226L145 221L143 219V216L139 215ZM155 215V214H154ZM158 215V214H157ZM160 215V213H159ZM166 214H164V217ZM180 215V214H179ZM199 215V214H198ZM210 215V214H209ZM241 215V214H240ZM144 216H146V214H144ZM147 216V217H148ZM156 216V215H155ZM173 216V215H172ZM171 216V217H172ZM211 216V215H210ZM219 216V215H218ZM227 216V214H226ZM235 216V215H234ZM5 217V216H4ZM45 217V216H44ZM159 217V216H158ZM163 217V216H162ZM170 217V216H169ZM252 217V218H253ZM154 218V216H153ZM157 218V217H156ZM161 218V217H160ZM230 218V215H229ZM254 218V219H255ZM133 219H135L133 217ZM131 219V220H133ZM158 219V218H157ZM162 219V218H161ZM165 219V218H164ZM170 219V218H169ZM174 219V218H173ZM172 219V220H173ZM235 218H233L234 220ZM136 220V219H135ZM134 220V221H135ZM156 220V219H155ZM160 220V219H158ZM167 220V219H166ZM171 220V219H170ZM230 220V219H229ZM232 220V219H231ZM237 220V219H236ZM236 220L233 221V227L234 228H241L240 231L243 229L242 225L240 223H238L236 225ZM241 220V219H240ZM140 221V222H139ZM160 222V221H159ZM165 222V221H164ZM173 222V221H172ZM240 222V221H239ZM55 223V222H54ZM130 223V222H129ZM135 223V222H134ZM147 223V221H146ZM163 223V222H162ZM176 223V220L175 222ZM178 223V222H177ZM231 223V222H229ZM245 223V222H244ZM93 224V223H92ZM131 224V223H130ZM150 224V223H149ZM155 224V223H153ZM160 224V223H158ZM167 226V222L165 223ZM169 224V223H168ZM180 224V223H179ZM250 223H246L243 225H247L249 227ZM89 225V224H88ZM151 225V224H150ZM157 225V222H156ZM251 225L253 226V224L251 223ZM80 226V225H79ZM169 226V225H168ZM178 226V225H177ZM229 226V225H228ZM237 226V227H235ZM246 227L245 229H247L248 227ZM252 226H250L252 228ZM76 227V226H75ZM85 227V226H84ZM89 227V226H88ZM108 227V226H107ZM129 227H132L131 225ZM154 227V226H152ZM159 227V226H158ZM227 227V226H226ZM249 227V228H250ZM5 228V227H4ZM106 228V227H105ZM133 228V227H132ZM177 228V227H176ZM194 228V227H193ZM228 229L230 228L227 227ZM232 228V227H231ZM238 228V229H239ZM135 229V227H134ZM146 229V227H145ZM160 229V227L158 228ZM93 230V229H91ZM90 228L83 230L82 235H87L89 234V232L91 231ZM131 230V229H130ZM147 230H149L147 228ZM155 229H153L154 231ZM197 230V229H196ZM231 230V229H230ZM244 230V229H243ZM248 230V229H247ZM250 230V229H249ZM248 230V231H249ZM146 231V230H145ZM165 231V230H164ZM162 231V232H164ZM180 231V230H179ZM229 231V230H227ZM238 231V230H236ZM245 231V230H244ZM252 231V229H251ZM92 232V231H91ZM90 232V234H92ZM152 232V231H149ZM160 232V230H156V232H154L153 237H155V239L159 236L158 233ZM161 232V233H162ZM175 232V231H174ZM177 232V231H176ZM256 232L255 230L253 231V233ZM127 233H131V232H127ZM180 233V232H179ZM178 233V234H179ZM182 233V232H181ZM231 233V232H230ZM251 233V232H249ZM96 234V233H95ZM146 234H148L146 232ZM151 234V233H149ZM185 234H188L185 233ZM238 234V233H236ZM244 234V233H243ZM259 234V233H258ZM83 235V236H84ZM93 235V234H92ZM152 235V234H151ZM190 235V234H189ZM192 235V233H191ZM250 236H252L251 234H249ZM144 236L145 232H144ZM148 236V235H147ZM182 236V234L180 235ZM190 237V236H189ZM188 237V238H189ZM145 238V237H144ZM183 238V237H181ZM179 238H173L172 240L175 242H178V240L181 239ZM250 238V237H249ZM252 238V237H251ZM250 240L251 243L249 242L248 244H252L253 243V238ZM151 239V238H150ZM171 239V238H170ZM185 239V238H184ZM192 239V238H191ZM255 239V238H254ZM125 240V239H124ZM154 240V239H153ZM158 239H156V243ZM199 240V239H198ZM83 241V240H82ZM123 241V239H122ZM147 241V240H146ZM149 241V239H148ZM172 241V243H173ZM187 241V240H185ZM196 241V240H195ZM204 241V240H203ZM90 242V241H89ZM92 242V241H91ZM180 242V241H179ZM193 242V241H192ZM93 243V242H92ZM148 243V242H147ZM210 243V242H209ZM209 243L206 241L205 243L202 242H194L193 246H194V254L195 257L197 259L196 262H198V264H228L230 262V260L228 259V255L226 256L225 254H223V252H220L221 250L218 249H213L212 246H209ZM95 244V242H94ZM94 244L91 243H87V245L85 246V251H89L90 255H93V252L96 253L95 249L96 246ZM105 244V243H104ZM108 244V243H107ZM254 244V243H253ZM258 244V243H257ZM109 245V244H108ZM155 245V246H154ZM159 245V244H158ZM174 245V244H173ZM191 245V243H190ZM191 246V247H193ZM99 247V246H98ZM101 247V246H100ZM105 247V246H104ZM111 247V246H110ZM126 247V246H124ZM158 247V246H157ZM256 247V245H255ZM254 247V248H255ZM106 248V247H105ZM185 248V247H184ZM190 248V247H189ZM250 248V247H249ZM111 249V248H110ZM120 249V248H119ZM253 249V247H252ZM193 250V249H192ZM251 250V249H249ZM86 251V252H87ZM98 251V250H97ZM116 251V250H115ZM29 253V252H28ZM98 253V252H97ZM110 253V252H109ZM118 253V252H117ZM116 253V254H117ZM27 254V253H26ZM25 254V255H26ZM85 255H87V253H85ZM89 255V254H88ZM97 255V254H96ZM153 255V254H152ZM232 255V254H231ZM100 256V255H99ZM108 256V255H107ZM120 256V255H118ZM235 256V255H234ZM85 257V256H84ZM88 257V256H86ZM103 257V256H102ZM180 257V256H179ZM227 257V258H226ZM52 258V257H51ZM74 258V257H73ZM90 258V256H89ZM119 258V257H118ZM124 258V257H123ZM151 258V257H150ZM163 259V257H161ZM36 259V258H35ZM44 259V258H43ZM54 259V258H53ZM92 259V258H91ZM113 259V258H112ZM117 259V257H116ZM121 260L122 257L120 258ZM184 259V258H183ZM234 259V258H233ZM26 260V258H25ZM46 260V259H45ZM72 261H74L73 259H71ZM146 260V259H144ZM148 260V258H147ZM229 260V262H228ZM43 261V260H42ZM53 261V260H52ZM67 261V260H66ZM81 261V260H80ZM95 261V260H94ZM93 261V262H94ZM99 261H101L99 259ZM125 259L123 260V264H124ZM154 261V260H153ZM159 261V260H158ZM173 261H175L173 259ZM179 261V260H178ZM240 261V260H239ZM56 262V261H55ZM76 262V260H75ZM232 262V261H231ZM237 262V261H236ZM235 262V263H236ZM51 263V262H50ZM98 263V262H97ZM103 262H101L102 264ZM122 263V261H121ZM54 264V263H51ZM118 264V263H117ZM139 264V263H138ZM230 264H234V262L230 263ZM239 264V263H238Z\"/></svg>",
  "mask_w": 264,
  "mask_h": 264
}]
</instances>
